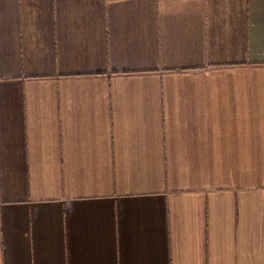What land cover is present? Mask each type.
<instances>
[{"label":"crops","instance_id":"obj_1","mask_svg":"<svg viewBox=\"0 0 264 264\" xmlns=\"http://www.w3.org/2000/svg\"><path fill=\"white\" fill-rule=\"evenodd\" d=\"M0 264H264V0H0Z\"/></svg>","mask_w":264,"mask_h":264}]
</instances>
